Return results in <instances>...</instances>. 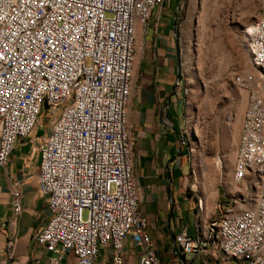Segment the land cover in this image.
I'll return each mask as SVG.
<instances>
[{"label":"built area","instance_id":"2783aa9c","mask_svg":"<svg viewBox=\"0 0 264 264\" xmlns=\"http://www.w3.org/2000/svg\"><path fill=\"white\" fill-rule=\"evenodd\" d=\"M162 1L0 0V167L18 138L42 127V111L51 118L38 172L49 216L33 235L48 253L47 264L68 253L73 264H93L106 246L112 263L122 264L129 232L142 245L137 264H160L140 210L127 105L136 24ZM245 48L255 78L235 75L249 95L232 178L246 180V190L225 199L215 216L198 213L194 233L182 226L175 235L184 251H220L221 264H264V0L245 31ZM176 83L187 92L184 77ZM179 139L191 153L185 121ZM20 195L15 184L13 216L21 210ZM11 245L8 240L10 258Z\"/></svg>","mask_w":264,"mask_h":264},{"label":"crops","instance_id":"0c3cea01","mask_svg":"<svg viewBox=\"0 0 264 264\" xmlns=\"http://www.w3.org/2000/svg\"><path fill=\"white\" fill-rule=\"evenodd\" d=\"M181 0L156 4L145 23L135 29L133 81L127 105V122L133 138L132 165L138 186L140 210L146 218L160 264H221L220 251L196 254L182 249L175 235L182 226L194 233L198 209L189 194L191 161L188 147L180 144L185 121L181 86L182 41L179 33ZM36 126L18 138L7 163L0 167V264H47L48 253L37 246L33 235L49 216L47 198L39 191L38 172L42 136ZM21 190V210L13 216V186ZM12 240V257L6 244ZM123 263L137 264L142 245L129 232L123 240ZM65 254L59 264H73ZM234 263V261H230ZM93 264H113L109 247H102Z\"/></svg>","mask_w":264,"mask_h":264},{"label":"rangeland","instance_id":"374dc122","mask_svg":"<svg viewBox=\"0 0 264 264\" xmlns=\"http://www.w3.org/2000/svg\"><path fill=\"white\" fill-rule=\"evenodd\" d=\"M179 33L182 72L187 92L185 124L191 146L189 194L199 218L217 215L225 199L242 192L232 170L240 119L249 88L235 75L252 73L245 48V31L259 15V0H181ZM46 132L51 120L42 111ZM236 191V192H235ZM86 217V210L82 213Z\"/></svg>","mask_w":264,"mask_h":264},{"label":"bare ground","instance_id":"6f19581e","mask_svg":"<svg viewBox=\"0 0 264 264\" xmlns=\"http://www.w3.org/2000/svg\"><path fill=\"white\" fill-rule=\"evenodd\" d=\"M251 25L248 26V28ZM235 188H238L239 190H241L242 192H244L246 190V180H243V182L241 184H235L234 185Z\"/></svg>","mask_w":264,"mask_h":264}]
</instances>
